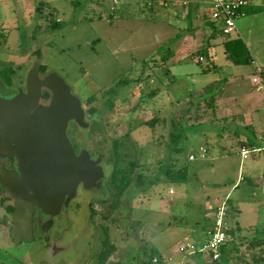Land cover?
Wrapping results in <instances>:
<instances>
[{
	"label": "rangeland",
	"instance_id": "374dc122",
	"mask_svg": "<svg viewBox=\"0 0 264 264\" xmlns=\"http://www.w3.org/2000/svg\"><path fill=\"white\" fill-rule=\"evenodd\" d=\"M169 9L159 2L150 5L149 0H117V4L113 0H0V51L17 56L29 53L17 64L14 83L24 87V74L37 62L44 66L39 77L57 74L81 101L95 95L85 108L102 115L104 136L90 135L87 146L106 158L111 141L116 140L121 166L135 160L134 174L141 172L144 178L142 187L132 181L114 224L104 217L109 206L117 207L111 199L108 205L96 202L102 218H95L96 226L89 221L87 202L96 195L87 191L75 213L55 217L57 225L65 222L68 227V250L59 254L67 262L80 257L95 264L100 242L107 238L116 249L105 264H146L152 254L170 258L161 264H208L203 254L182 253L178 246L185 242L198 246L214 199L229 194L230 231L213 264H264V148L245 160L240 156L242 144L247 149L249 143L264 147V79L257 83L240 78L263 68L252 59L231 64L221 47L212 57L220 67L216 72L202 71L210 65L205 51L199 53L204 56L199 62L198 53L186 49L188 58L178 63L186 34L180 23L169 18ZM257 75L261 77L260 72ZM223 79L230 86L225 102L220 100L213 112L204 99L220 90ZM208 83L207 95H201ZM110 89L114 96H109ZM109 98L110 108L105 104ZM250 98L258 102L252 106ZM230 111L240 112L237 122L220 118ZM242 113H248L252 126L243 125ZM154 116L158 122L152 129L146 122ZM164 118L179 123L175 128L178 153L169 139L168 123L158 124ZM102 137L106 141L99 143ZM158 161L186 165L187 181L166 180L157 172ZM110 170L106 165L107 175ZM149 179L157 181L148 184ZM41 248L39 242L11 243L0 225V264H37Z\"/></svg>",
	"mask_w": 264,
	"mask_h": 264
},
{
	"label": "water",
	"instance_id": "95a60500",
	"mask_svg": "<svg viewBox=\"0 0 264 264\" xmlns=\"http://www.w3.org/2000/svg\"><path fill=\"white\" fill-rule=\"evenodd\" d=\"M1 59L20 64L26 56L4 54ZM25 84V91L12 99H0V127L12 132L20 128L22 120H27L32 140L27 149L17 146L14 152L19 157L21 176L11 177L0 170V178L12 192L28 201L16 205L13 216L15 224L25 226L24 234L28 238L33 206L52 215L59 209L64 195H73L78 183H84L87 188L98 186L96 181L103 176V171L86 151L76 156L67 140L68 120L75 119L81 126L85 123L80 100L71 93L63 78L53 72L39 77V64L35 62ZM42 89L51 92L48 105H38ZM17 114L26 117L20 118Z\"/></svg>",
	"mask_w": 264,
	"mask_h": 264
},
{
	"label": "flooded vegetation",
	"instance_id": "af4514ba",
	"mask_svg": "<svg viewBox=\"0 0 264 264\" xmlns=\"http://www.w3.org/2000/svg\"><path fill=\"white\" fill-rule=\"evenodd\" d=\"M27 54L29 53L23 52L18 56H25ZM2 55H4V53L0 51V58L2 57ZM2 61L7 63H13L14 68L18 67L17 64L14 62L5 61V60ZM39 71H41L40 64H39ZM25 75L26 74H24V83H26V77H27ZM14 76L17 79L18 77L17 69ZM25 85L26 84H24V87H20L17 84H15L13 80L12 88L8 89V91L3 92L2 95L0 96V99L3 100L12 99L20 92L25 91ZM44 94H46V91L45 89H42L38 105L49 104L51 100V92L47 93V96L45 97ZM86 102H89V99H87L86 101L85 99H83V101L80 100V106L83 110V121L85 125L81 126L78 124V122L75 119H70L68 120L66 125L65 135L76 156H79L82 152L86 151L89 154L90 160L95 162L97 166L100 167L101 170L103 171V176L96 181L97 183H99L98 186H92L90 188H87L84 185V183L82 182L78 183L77 186L75 187V191L73 195L71 197L68 195H64L59 209H57L56 213L52 215L44 213L37 206H33L32 215H31V224H30V237L27 238L25 237L24 234V230H26L25 226L22 223H20V225L15 224L13 222L14 219L13 216L15 213V206L20 204L23 205L25 202L28 201L21 195H17L14 192H12V190L8 187V185L5 182H2L0 178V225L4 227V231L6 232L8 240L13 244L21 245V244H32L37 242L41 244L42 248L40 251V255L38 260H36L37 264H75L78 261H79L78 264H88L87 258L82 260L80 257H78L75 261L67 262V260L63 259L59 255L62 252H64L63 254H65L68 250L66 248L67 246L66 233L68 231V227H65V222H61L60 224L58 223L57 225L55 223V217L60 214L63 215L65 213H68L69 211L72 212L74 211L73 213H75L76 211L75 209L79 208L76 206V204H78L80 202V199H82L81 198L82 194L85 191H87L86 193H88V195L89 193L91 195L92 193L96 195L93 196V198H91L90 196L91 199H89L87 202V206L89 208V221L94 226H96V224L94 223L95 218L101 219L102 214L101 212H99V210H97L94 207V204L98 202V204L100 205L102 204L108 205L107 202L109 201V199H111L112 203L113 201L116 202L117 207L109 206L108 208L109 213L104 217H106L105 219H108L107 221H109L111 224H114L116 223L115 214L116 212H118L120 200L126 194L124 193L121 198H118L116 195V191L108 185L107 178L111 170L107 175L105 168L106 165L108 166L111 163L110 160L111 146L107 151L108 156L106 158H104L102 154H100L99 150L97 149L93 150L87 146V141L90 135L98 133L104 136L103 134L104 130L101 127L102 115L92 110L91 108H85ZM31 114L32 113H30V115ZM17 116L20 118L26 117L24 114H17ZM94 122L97 123L95 127L92 128L91 126L92 123ZM25 123H26L25 127L27 128V130H25L23 126V124ZM29 125L30 122H28L27 120L25 121L22 120V122L20 123V128L12 132L6 131L9 129L4 130L2 129V127H0V170L5 171L11 177L21 176V171H20L21 164L19 161V157L14 152L17 146L23 148V150L29 147V144L32 140V137H30V133H29ZM6 127L7 124H5V128ZM78 132H80L81 135H78ZM84 132H86V135L84 134ZM21 134L22 135L25 134L28 137L26 136L22 137L20 136ZM102 141H106V138L102 137V139H100L98 142L101 143ZM114 141L115 140H112L111 142L113 143ZM23 150L22 153H24ZM72 204H74V206H72ZM101 227L106 228L108 226H101ZM51 245L52 248L49 247ZM100 250H101V246H100ZM100 253H98V255L96 256L95 264H100ZM106 261L103 264H105ZM15 264H23V263L17 261ZM32 264L34 263L32 262Z\"/></svg>",
	"mask_w": 264,
	"mask_h": 264
},
{
	"label": "crops",
	"instance_id": "0c3cea01",
	"mask_svg": "<svg viewBox=\"0 0 264 264\" xmlns=\"http://www.w3.org/2000/svg\"><path fill=\"white\" fill-rule=\"evenodd\" d=\"M150 5L152 2H159L163 7L170 8L168 11L169 18H173V23H180L181 28L184 30L185 36L182 38L181 47H183L184 52L177 57V61L182 62L187 57V53L185 55V50L194 49L195 53H198V57L202 56L204 61V56L199 54L200 52L205 51L207 58L210 60V65L206 66L208 68H212L207 73L218 71L219 65L214 62L212 59L213 56L217 55L218 48H222V54L225 60L231 64H235L231 62L226 56V49L224 46V42L233 39H239L245 47V50L248 52L250 59L253 62H257L262 66L263 69L257 68L255 74L253 75H240V78L243 80L248 79L249 82L254 80L255 82H261V79H264V0H249V4L245 9V14L238 18L235 22V29L231 32L232 35H223L220 32V24L211 19L210 13L212 9L211 0H149ZM153 6V5H152ZM170 6V7H169ZM184 44V45H183ZM185 46V48H184ZM238 50L242 49V46H238ZM237 50V49H236ZM196 53V54H197ZM212 55V56H211ZM198 59V58H197ZM199 61V62H202ZM237 65V64H235ZM229 67V66H227ZM257 72L261 73V77L257 75ZM259 74V73H258ZM263 77V78H262ZM223 85L220 87V93L216 95L215 106L216 111L219 106L220 100L225 102L224 97L227 93L228 87L230 86V82L226 79L224 80ZM204 85L203 91L206 86ZM202 88V87H201ZM262 88H257V90H261ZM201 92V91H196ZM249 104L253 106V103H257L258 100L250 98ZM251 106V107H252ZM256 108V107H255ZM231 112V111H230ZM240 113V112H239ZM237 112V114H239ZM236 113H229L228 116H223L220 118L230 117L231 119H235L237 116ZM248 113H242V121L243 125L252 126L250 123V119L246 118ZM234 116V117H233ZM236 121V120H235ZM237 122V121H236ZM257 136V135H256ZM260 137L257 136V139ZM251 148L260 149L264 147H256L253 143H249ZM242 146L247 147V145L242 144ZM248 148V147H247ZM259 151L253 152L257 153ZM242 161V160H241ZM237 185V183L235 184ZM229 194H225L226 196ZM223 196V197H224ZM220 199V196L214 199V202ZM212 203V205L214 204ZM211 205V206H212ZM210 206V208H211ZM209 210L205 216L207 227L204 228V238L201 239L199 243L205 240V232L210 224Z\"/></svg>",
	"mask_w": 264,
	"mask_h": 264
},
{
	"label": "trees",
	"instance_id": "16d2710c",
	"mask_svg": "<svg viewBox=\"0 0 264 264\" xmlns=\"http://www.w3.org/2000/svg\"><path fill=\"white\" fill-rule=\"evenodd\" d=\"M245 9H246V7L243 9L244 14H245ZM220 32H221V30H220ZM224 46L226 49V56L231 62H233L235 64H242V63H246V62L251 60L248 52L245 50V47H243V45L239 39L228 40V41L224 42ZM238 46H240V47L242 46V49L238 50L239 49ZM13 65H14L13 63H7V62H4L0 59V92H5V91H8V89L12 88L14 74H15L16 69H17V68H14ZM211 69L212 68L204 67L202 69V71L208 72ZM40 70L44 71L43 65H40ZM218 86L220 88L222 86V83H219ZM209 87L210 86H206L201 95H207L206 92H208ZM45 91H46V94H44V97L47 96V93H49L47 90H45ZM154 92L155 91H153L152 94H150V95H154ZM220 92L221 91L219 90V91L211 94L210 96H206L204 99V101H206V105H208V107H210L213 112L215 110V102H214L215 96ZM108 94H109V96L115 95V93L113 92L112 89L109 90ZM94 99H95V95L91 96L89 98V101L94 100ZM105 104L110 108L111 104H112L111 99L110 98L107 99ZM157 117L158 116H154L153 118H151V120L147 121L146 124L149 125L153 129L157 125V122H158ZM222 119L233 120L230 117H225ZM96 123L97 122L92 123L91 127L94 128ZM167 123H168V130H170L169 131V139L171 140V142H173V144L175 146L173 148L174 151L178 153L180 151V149L177 147V143H178L179 139L177 137L178 133H176L177 131L175 130V128L177 129L179 127V123L176 122L175 119H173V118L172 119L169 118L168 120H167V118H164V119H162V123L159 122L158 124H164V125L166 124L167 125ZM251 149H253V148H251ZM110 160H111V163H110L111 171H110V174L107 178V181H108V185L116 191V195L118 198H121L123 196V194L127 192V190L132 185L133 180H135L136 185H138L139 187H142V185H144L145 182H144V178L142 177L143 176L142 173L138 172L137 174H134V166H137L136 165L137 162L135 160H130L129 164L127 166H124V167L121 166V164H120L121 155H120V152L118 150V144H117L116 140L112 143V146H111ZM158 163L161 164V161H158ZM157 172L161 173L166 180H168L170 182H174V183H184L187 181V178H188L187 166L186 165L177 166L175 161H171V162L164 161V163L162 162V164L160 166H158ZM156 181H157V179H155V180L149 179L148 184H153ZM228 202H229V200H228ZM228 202H227V204H228ZM227 213H228V210H227ZM226 231H227V234H229L230 229L228 228V226L226 228ZM101 243L102 244H101V250H100L101 251V253H100V264H103L106 260H108V257L111 255V253H113L115 251L116 248L113 244H111L108 241L107 238H104L101 241ZM224 245L221 247L220 252H221L222 248L224 247ZM153 255L160 256L159 254H152L151 256H153ZM151 256L146 261V264H149V260H150Z\"/></svg>",
	"mask_w": 264,
	"mask_h": 264
},
{
	"label": "built area",
	"instance_id": "2783aa9c",
	"mask_svg": "<svg viewBox=\"0 0 264 264\" xmlns=\"http://www.w3.org/2000/svg\"><path fill=\"white\" fill-rule=\"evenodd\" d=\"M117 4V0H113ZM249 0H211V19L220 24V30L223 35H229L235 29V22L244 15L243 9L247 7ZM201 56L198 61H202ZM261 149V148H260ZM260 149H247L242 146L240 148L241 160H245L248 154L259 151ZM190 159L194 158L192 155ZM241 179V178H240ZM171 192V191H170ZM229 196L226 195L217 199L211 206L209 211L210 224L205 232V240L195 246L189 242L180 244L178 251L195 255L203 254L208 259V264L215 263L220 258V249L227 241V202ZM170 258L164 255H153L149 260V264L167 263Z\"/></svg>",
	"mask_w": 264,
	"mask_h": 264
}]
</instances>
